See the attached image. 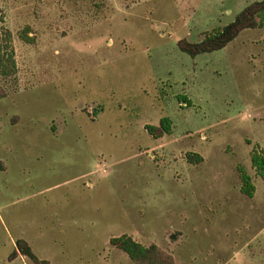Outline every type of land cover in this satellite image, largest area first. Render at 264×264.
<instances>
[{
  "label": "rangeland",
  "instance_id": "rangeland-1",
  "mask_svg": "<svg viewBox=\"0 0 264 264\" xmlns=\"http://www.w3.org/2000/svg\"><path fill=\"white\" fill-rule=\"evenodd\" d=\"M256 1L0 0V264H36L19 239L46 264H133L122 235L174 264H264V24L178 46Z\"/></svg>",
  "mask_w": 264,
  "mask_h": 264
},
{
  "label": "trees",
  "instance_id": "trees-1",
  "mask_svg": "<svg viewBox=\"0 0 264 264\" xmlns=\"http://www.w3.org/2000/svg\"><path fill=\"white\" fill-rule=\"evenodd\" d=\"M260 24H264V0L256 1L248 5L236 15L232 22L223 27V29L208 35L202 41L198 43H189L185 40H181L179 41L178 46L182 52L191 57H195L199 54L211 53L224 48L243 30L254 29ZM6 61H9V63L7 64ZM13 66L14 61L11 53L7 56V60L0 57V74H7ZM4 95V92L0 89V98H3ZM145 130L153 138H160L164 133H170L169 119L162 118L160 120V127L146 125ZM200 161L201 158L196 157L194 162L199 163ZM250 161L252 167L264 181V155H259L256 151H253L251 153ZM239 172L241 179L240 191L247 197L252 198L254 187L250 182V177L241 169ZM109 244L124 252L133 264H174L173 259L169 254L161 251L156 246L144 247L127 235L112 237L109 240ZM15 246L16 250L12 253V257L15 256L16 253H20L36 264H46L36 258L24 240H16Z\"/></svg>",
  "mask_w": 264,
  "mask_h": 264
}]
</instances>
